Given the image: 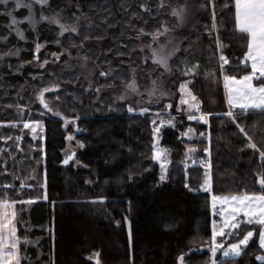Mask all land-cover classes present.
I'll return each mask as SVG.
<instances>
[{"label": "trees", "instance_id": "trees-1", "mask_svg": "<svg viewBox=\"0 0 264 264\" xmlns=\"http://www.w3.org/2000/svg\"><path fill=\"white\" fill-rule=\"evenodd\" d=\"M163 2L164 8L158 7L160 0L48 1L47 14L61 12L65 24L76 28L60 41L72 54L79 51L96 67L91 83L84 80L76 61L71 71L63 72L58 69L62 59L58 63L52 60L51 70L56 71L57 79L47 67H40L43 58L57 52L52 46L58 40L57 27H40L38 41H46L48 46L36 56L33 33L24 25L25 40L13 34L7 15L12 10L0 5V149L5 150L0 152V185H15L0 187V197L34 201L16 205L23 209L17 216L18 235L38 241L21 245L27 256L21 264H97V260L99 264H179L181 256L185 264H208L210 195L199 191L205 169L190 166L188 161L185 170L186 145L197 149L188 154L195 159L210 149L215 194L259 189V155L245 147L243 134L223 115L229 109L220 84L223 76L217 61V33L209 34L211 8L200 10L201 0ZM185 2L191 6L192 16L183 28L173 31L180 51L171 62L166 82L171 97L150 103L149 111L141 115L132 103L119 101L123 88L132 78L146 88L151 80L164 77V72L150 59L146 44L151 43V36H142L140 29L153 32L163 21L172 27L171 8ZM145 4L150 12L141 7ZM14 13L23 17V11ZM219 37L227 45L223 51L232 62L225 67H233L245 49L233 38L231 28L221 29ZM185 62L189 67L199 65L194 78L183 75ZM212 72L219 82L214 93L209 82ZM232 74L239 79L245 72ZM188 80H192L188 88L200 100L201 110L213 114L209 124L188 120L182 108L177 111L180 84ZM56 86L57 91L44 93L45 101L75 123L65 125L40 103L41 91ZM169 103L171 109L166 107ZM129 107L134 111L130 113ZM157 112L175 117L174 126L161 131L160 143L171 157L163 184L159 182V166L152 159V121ZM37 121L43 124L42 140H34L23 127ZM259 121L264 117L254 114L241 116L237 122L259 130ZM189 127L198 135L203 132L204 138L210 133L209 147L204 138L185 139L182 134ZM69 135L74 138L68 143ZM9 136L12 139H7ZM80 145L83 147L73 152L71 163L62 165L69 146ZM14 177L24 178L26 186L19 194L21 180ZM43 182L45 189L40 186ZM245 227L251 229L241 228ZM97 253L96 260L89 258ZM260 254L264 251L254 237L239 262L259 264L255 257Z\"/></svg>", "mask_w": 264, "mask_h": 264}, {"label": "snow or ice", "instance_id": "snow-or-ice-1", "mask_svg": "<svg viewBox=\"0 0 264 264\" xmlns=\"http://www.w3.org/2000/svg\"><path fill=\"white\" fill-rule=\"evenodd\" d=\"M47 3L48 0H32V3L22 4L20 0H17L15 7H27L31 13L34 4L43 7ZM0 5H3L5 10H7L9 0H0ZM141 7H143L145 12H150V8L146 4L141 5ZM158 7H165L163 0H160ZM209 7L211 8V28L209 30L208 25H204V27L206 30H209L210 35L213 31L217 33L215 43L220 50L219 69L220 75L223 76V87L229 109L227 112L223 113V115L229 117L236 125V128L239 129V132L243 134L246 141L245 147L253 150L254 154L258 153L259 155L260 169L258 170L259 179L257 180L259 189L251 191L245 190L235 194H215L213 191L212 164L210 159L197 161L193 155H188L189 153H196L197 149L195 147L186 145L187 152L184 164L185 170L188 168V161H191L192 164L199 163L200 167L205 169L203 183L200 185L199 191L208 193L211 196L212 214L213 216L220 217L219 222L216 220L212 221V233L210 241H208V252L210 253L208 264H240L239 258L247 255L249 244L253 242L254 237L258 238L259 249L264 250V134H261L264 133V121L258 122L260 125L259 130L255 127L249 128L247 125H242V123L237 122L238 118L244 115L258 114L264 117V0H201L198 5V8L202 11H208ZM217 9L219 10V20L217 19ZM226 10H229L227 16L224 15ZM188 14V5L185 3L183 6L171 8L170 15L174 18L172 27L168 26V21H163L161 27L153 32H145L144 29H140V34L142 36H151V43L146 44V47L150 50L152 63L163 68L164 72L171 73V62L173 57L180 51L179 43L169 34L175 29L185 26ZM7 15L12 18L13 25L17 23L16 18L11 12H8ZM29 19L32 20L33 17L30 15ZM42 19H46V17H42ZM55 22L59 23V21ZM60 27L62 29L61 35L67 31H77L75 27L67 28L64 25H60ZM228 28H231L233 38L245 49V51L241 53L242 58L237 57V63L230 68L225 67L232 63L223 51L227 45L223 44L219 37L220 30H227ZM18 34L21 36V39H23V34L19 32ZM153 45H155V47H153ZM39 49L40 45L37 44V51H39ZM44 63L46 64L48 61L45 60ZM198 68V64L189 67L185 62L183 75L194 78L197 75ZM249 68L251 69L250 72L247 71ZM233 71H243L245 74L238 79L236 75L232 74ZM101 75L106 74L101 73ZM161 75H163V73H161ZM210 75L215 77L216 73L212 72ZM254 81H259V84H254ZM152 83L153 88L147 93L150 98L153 97L157 91V82L153 80ZM190 83H192V80L180 84V104L187 105L186 112L188 120L209 124L210 117L213 114L205 113L201 110L200 102L188 88V84ZM127 88L133 92L138 91L134 78L131 83L127 84ZM54 90V88L43 89L39 96L40 103L47 111L51 112L53 116L63 119L66 125L68 123H75L74 120H69L64 117L58 109L50 107L45 101L44 93ZM97 91H99V89H97ZM163 95L166 94L161 93V96ZM190 101L195 103H191ZM151 102L150 99L149 103ZM166 107L171 109L172 104L169 103ZM235 109H239V111L237 112ZM128 111L131 113L134 109L129 107ZM148 111V108H142L140 114L143 115ZM177 111H181V109L177 108ZM41 115H43V113H41ZM156 116L159 117L160 113L157 112ZM75 119L78 120L79 117ZM174 119L175 117H172L167 122L171 124ZM152 123L155 125L156 120L154 119ZM164 123L165 121L161 119V126H163ZM23 127L25 129H30L34 134L33 139H36L37 128L42 129L43 125L41 122L37 121L32 124L24 123ZM77 130L79 131V129ZM153 131L154 133H159L160 127H155ZM194 132L195 129L189 127L187 132L182 135L190 140L192 137L189 134ZM204 135L203 132L200 133L201 137H204ZM210 135L209 133V141ZM73 138L74 137L71 135L67 137L70 141ZM7 139H12V137L9 136ZM16 139L20 140L22 137H16ZM80 147H83V145H80ZM153 148L154 152L152 159L159 163L161 169L160 180L164 182L167 179V164L171 163V161L165 155L167 150L156 149L155 144ZM240 150L244 151L243 148ZM3 151L5 150L0 149V152ZM204 151L206 156L210 157V149L206 148ZM74 155L75 153H72V155L66 158L64 164H68L69 160L73 159ZM14 179L21 180L18 190L19 194L26 186L24 178L14 177ZM129 179H131V177H129ZM0 187L8 189L15 187V185L4 183L0 185ZM185 187L189 188V191H193L188 183H185ZM100 202L103 203V200ZM32 203H34V201L31 199H20L16 201L11 200L7 195L0 197V264H21L23 260L27 259V256L23 254L26 252V249H22L21 245H27L30 241L26 234L23 236L18 235L19 221L17 220V216L23 209H17L16 205H30ZM218 204L221 205L219 209H217ZM242 224L254 227L251 229L248 227L242 229ZM225 236L235 242H230L226 246L225 243L218 239ZM129 240L131 241L130 226ZM218 253L222 255L224 258L223 260L219 259ZM95 255L98 256L99 254L97 253ZM255 258L259 264H264V254L256 255ZM179 262L180 264H185V257L181 256ZM97 264H99L98 260Z\"/></svg>", "mask_w": 264, "mask_h": 264}, {"label": "rangeland", "instance_id": "rangeland-1", "mask_svg": "<svg viewBox=\"0 0 264 264\" xmlns=\"http://www.w3.org/2000/svg\"><path fill=\"white\" fill-rule=\"evenodd\" d=\"M49 1V0H48ZM16 2L17 0H9V10H12V15L16 18L17 20V23L16 24H12V18L10 16L9 17V22H10V28H11V31L13 34H15L19 39H21V36L18 34L19 33H22L23 34V39L21 40H25V30L23 29V26L25 25V27L31 31L33 33V38H34V48H33V52L35 53V55L37 56L39 53H41L42 51L45 50V48L48 46V43L46 41L42 42V43H39L38 39H39V34H38V30L40 29L41 26L43 25H49V26H54V27H57V30H58V34H57V41L54 42V44H52V46L57 49V52H52L48 57H45L43 58V61L42 63L40 64V67H47V69L49 70V72L52 73V75H54L55 77L57 76V73L55 70H51L53 69V66L52 64H50V62L52 60H55L56 63H58L61 59H62V64L59 66L58 69H61V71L63 72H69L71 71V66H72V63L74 61H76V63L79 65V67L81 68L82 70V75L84 77V80L91 83V80H92V77L94 76V74L96 73V67L94 65H92L85 57L81 56L80 55V52H75V55L72 54V51L70 50H67L66 48H64L61 44V41L60 39L64 37L65 34H67L68 32L70 31H67V32H64L63 35H61V27L60 25H64L65 27L67 28H72L71 26H67L65 23V20L62 18V14L61 12L60 13H52V14H47L46 13V5H44L43 7H41L40 5H33V9L30 13V10L27 8V7H20V8H16L15 5H16ZM20 2L22 4H28V3H32V0H20ZM186 3V2H185ZM184 3V4H185ZM183 4V5H184ZM182 5V6H183ZM188 5V17H187V21L186 23L191 19L190 16H192V9H191V6L187 3ZM13 11L17 12V11H23V17L22 18H19L15 15V13L13 14ZM30 15L33 17L32 20L29 19ZM42 17H46V19H42ZM55 21H59V23H56ZM185 23V24H186ZM170 36H173L175 38V41L179 43V40L176 38V36L172 33L169 34ZM37 44L40 45V49L39 51H37ZM180 44V43H179ZM151 54V53H150ZM177 54V53H176ZM219 55L220 54H217V61H218V64H219ZM46 56V55H45ZM175 57V56H174ZM173 57V58H174ZM151 61H152V58H150ZM47 60L48 63H44V61ZM164 72V69L161 68ZM219 73H220V69H219ZM170 73L168 72H164V77L160 78V79H156L155 81L157 82L156 83V93L153 97H149L147 95V93L152 90L153 88V80H151L150 84L146 87V88H141L138 86L137 82H136V87L138 88V91L137 92H133L131 91L130 89L127 88V84L131 83L133 78L126 84V86L123 88V92H122V95L121 97L119 98V101L120 102H129V103H132L136 109H137V112L140 113V110L142 108H147V106L150 104L149 103V100L151 99L152 102H160L162 99H167V98H170L171 95H169L168 91H167V88H166V82H167V78L169 77ZM57 79V77H56ZM136 81V80H135ZM209 82H210V91H212V93L216 92V89L218 87V80L215 77H213L211 75V79H209ZM220 84L222 85L223 87V78L221 79V82ZM54 91H57L59 88L58 86L54 87ZM99 89V88H98ZM103 90V89H101ZM224 90V89H223ZM180 91V90H179ZM98 93L101 94V91L99 89V91H97ZM161 93H165L166 95H163L161 96ZM180 96H181V92H180ZM197 100L200 102V100L197 98ZM151 102V103H152ZM191 102V101H190ZM214 103V100L211 101ZM191 103H195V102H191ZM200 106H201V102H200ZM178 108H182V110L184 111V114L187 115V112H186V109H187V105H181L180 104V98H179V101H178ZM147 113V112H146ZM198 114V113H197ZM173 116L171 115H168L167 113L164 114V115H160L159 117L156 116V113L153 114V120L155 119L156 120V124L153 126L154 128L155 127H160V131L159 133H154L153 131V139H154V144L156 146V149H164V150H167L165 147H163L161 145V131L163 128H166V127H173L174 126V120H172L171 124H169L167 121L170 120ZM161 119H163L165 121V123L163 124V126H161L160 122H161ZM32 124V123H30ZM43 125V124H42ZM66 125V124H65ZM29 130V133L31 135V137L33 138V133L31 132L30 129ZM42 130L43 128H37V132H36V136L37 138L34 139V140H37V139H43V134H42ZM191 135V139H203L204 137H201L200 135L196 134L195 132L194 133H191L189 134ZM205 136V135H204ZM74 137V136H73ZM185 139L189 140L187 137H184ZM190 139V140H191ZM204 139L207 140V143L209 142L208 141V137L206 136ZM73 140V139H72ZM71 140V141H72ZM68 143L71 142L70 140H67ZM208 147H209V143H208ZM80 149V146H69L68 150L66 151L65 153V157H68L69 155H71L73 152H76ZM209 149V148H208ZM165 155L167 156V158L170 160V153L169 151L167 150V152L165 153ZM202 156H206L205 154V151H204V154ZM207 158L210 159V157L206 156ZM156 162V161H155ZM159 166V163L156 162ZM168 165L169 163L167 164V168H168ZM194 164H192V162L190 161V166H193ZM78 166V163H75V167ZM160 175H161V169H160V166H159V182L160 184H163L166 182V180L164 182H161L160 180ZM43 189H45V185H44V182L41 183L40 185ZM44 198H45V195H44ZM221 207V205H217V209H219ZM213 210H212V207H211V196H210V215H211V233H212V221L213 220H216L219 222L220 220V217L219 216H213ZM242 226H245V225H241ZM250 228H253L254 226H251L249 225ZM127 229H128V232H129V226H127ZM243 229V228H242ZM211 238V237H210ZM220 241H222L223 243H225V245L227 246L228 243L230 242H235V241H232L230 240L229 237L225 236V237H222V238H218ZM38 241H30V243H28L27 245L31 244H35L37 243ZM264 251V250H262ZM209 256H210V253H209ZM96 255L95 254H91L89 256V258L91 260H96ZM218 257L219 259L223 260L224 258L222 257V255H220L218 253ZM180 264V262H179Z\"/></svg>", "mask_w": 264, "mask_h": 264}, {"label": "built area", "instance_id": "built-area-1", "mask_svg": "<svg viewBox=\"0 0 264 264\" xmlns=\"http://www.w3.org/2000/svg\"><path fill=\"white\" fill-rule=\"evenodd\" d=\"M209 158H207L206 156H201L199 158H197L196 160L199 161V160H208ZM195 166H200L199 163H196L194 164Z\"/></svg>", "mask_w": 264, "mask_h": 264}, {"label": "water", "instance_id": "water-1", "mask_svg": "<svg viewBox=\"0 0 264 264\" xmlns=\"http://www.w3.org/2000/svg\"><path fill=\"white\" fill-rule=\"evenodd\" d=\"M71 155H72V154H71ZM69 156H70V155H69ZM69 156H68V157H69ZM68 157H66V158H68ZM66 158H65V159H66ZM65 159H64V160H65ZM64 160H63V162H62V165H69V164L71 163V161H72V159H71V160H69L68 164H64Z\"/></svg>", "mask_w": 264, "mask_h": 264}, {"label": "crops", "instance_id": "crops-1", "mask_svg": "<svg viewBox=\"0 0 264 264\" xmlns=\"http://www.w3.org/2000/svg\"><path fill=\"white\" fill-rule=\"evenodd\" d=\"M223 89H224V87H223ZM224 98H225V103H226L225 90H224ZM226 105H227V103H226ZM227 106H228V105H227ZM235 110L239 111V109H235Z\"/></svg>", "mask_w": 264, "mask_h": 264}]
</instances>
